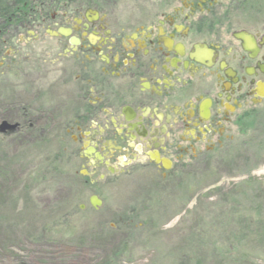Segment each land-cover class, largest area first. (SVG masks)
Segmentation results:
<instances>
[{
	"label": "flooded vegetation",
	"instance_id": "obj_1",
	"mask_svg": "<svg viewBox=\"0 0 264 264\" xmlns=\"http://www.w3.org/2000/svg\"><path fill=\"white\" fill-rule=\"evenodd\" d=\"M58 1L57 11L16 29L38 39L35 58L16 54L34 73L20 110L28 129L30 110L68 114L59 139L86 168L85 186L138 179L145 196L168 198L180 180L232 161L264 120V0ZM8 30H0L6 69L18 63L2 53L14 38ZM87 202L103 206L96 194Z\"/></svg>",
	"mask_w": 264,
	"mask_h": 264
},
{
	"label": "rangeland",
	"instance_id": "obj_2",
	"mask_svg": "<svg viewBox=\"0 0 264 264\" xmlns=\"http://www.w3.org/2000/svg\"><path fill=\"white\" fill-rule=\"evenodd\" d=\"M53 1L39 9L57 11L60 2ZM19 32L8 30L6 39L14 38L2 50L18 63L6 69L0 62V122L21 126L12 136L0 135V264H264V120L254 124L245 144H238L232 161L215 164L202 177L180 180L168 198L158 192L145 196L147 184L138 179L112 189L102 183L85 186L79 176L86 168L69 146L62 147L61 172H45L46 178L37 180L43 161L53 156L59 122L68 114L30 110L33 127L27 128L20 109L23 90L32 91L28 74L34 73L16 54L23 49L35 58L38 39L29 42ZM91 194L103 200L96 211L87 202ZM80 205H86L83 215L61 223L62 210ZM126 207L128 213L135 210L132 226L123 224ZM108 214L122 222L107 219Z\"/></svg>",
	"mask_w": 264,
	"mask_h": 264
},
{
	"label": "trees",
	"instance_id": "obj_3",
	"mask_svg": "<svg viewBox=\"0 0 264 264\" xmlns=\"http://www.w3.org/2000/svg\"><path fill=\"white\" fill-rule=\"evenodd\" d=\"M44 2H46L49 7L54 3L53 0H0V30L10 28L14 31L16 29H21L23 26H33V22L37 16H44V14L47 13L44 8L43 10L39 9V6H42ZM36 133L38 134V132ZM37 134L36 137L38 139L39 136ZM59 134L60 132L56 131V148L53 151V156H49L48 160L43 161V167L40 168L35 175L37 180L45 179V172H52L49 175H57L56 173L61 172L60 167H62V164L64 163L66 152L63 151L62 147L65 145L62 143V140L59 139ZM37 141L43 142V140ZM47 141H49L48 138ZM48 144H50V142H48ZM61 214V218H59V216H56L55 218L56 221H58L59 218L61 223H64V221L69 222L71 216L74 214L83 215L84 212H80L77 206H75L68 207V210L66 209V211L62 210ZM57 224L58 223L53 225L50 223L49 225L50 227H54ZM33 232H35L34 229Z\"/></svg>",
	"mask_w": 264,
	"mask_h": 264
},
{
	"label": "water",
	"instance_id": "obj_4",
	"mask_svg": "<svg viewBox=\"0 0 264 264\" xmlns=\"http://www.w3.org/2000/svg\"><path fill=\"white\" fill-rule=\"evenodd\" d=\"M16 128L17 124H9L5 121L0 122V134L6 135L13 132ZM90 204L94 209H96L100 205V202H98L95 197H92ZM81 209H83V207H81Z\"/></svg>",
	"mask_w": 264,
	"mask_h": 264
}]
</instances>
